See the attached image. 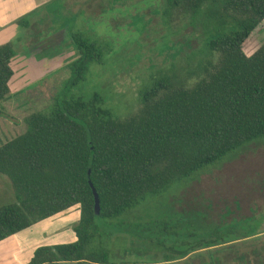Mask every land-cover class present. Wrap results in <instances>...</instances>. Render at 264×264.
<instances>
[{
  "label": "trees",
  "instance_id": "1",
  "mask_svg": "<svg viewBox=\"0 0 264 264\" xmlns=\"http://www.w3.org/2000/svg\"><path fill=\"white\" fill-rule=\"evenodd\" d=\"M166 2L165 16L172 8L182 10L193 35L201 30L195 35L198 48L184 54L186 60L200 55L196 69L186 68L187 76L197 77L193 83L189 77L176 78L172 63V75L158 71L140 87L138 111L119 116L103 90L78 88L91 65L104 64L110 43L70 30L78 57L68 64L63 89L48 111L30 113L24 131L0 144V174L10 180L15 196L0 206V241L79 205L76 240L38 246L24 264H131L115 260L108 246L124 230L139 241L151 236L160 247L162 258L150 263L208 251L222 253V258L227 253V262L264 264V232L260 222L249 225L253 216L227 221L223 216L220 222H208L205 216L198 231L182 237L178 219H119L173 183L192 179L245 145L264 140V42L253 51L252 45L243 46L264 20V0ZM29 16L17 23L29 26ZM165 46L173 50V59L182 53L174 44ZM15 54L10 43L0 44V103L9 96ZM88 180L99 196L98 214ZM242 220L248 228L239 229ZM246 244L251 251H240Z\"/></svg>",
  "mask_w": 264,
  "mask_h": 264
},
{
  "label": "rangeland",
  "instance_id": "2",
  "mask_svg": "<svg viewBox=\"0 0 264 264\" xmlns=\"http://www.w3.org/2000/svg\"><path fill=\"white\" fill-rule=\"evenodd\" d=\"M53 1L48 0L22 15H30L29 26L21 27L16 20L4 32V43H10L16 54L11 62L14 79L12 84L9 82L10 94L0 103V113L7 118L0 122V144L24 131V119L30 113L48 111L55 96L63 89L70 76L68 64L78 57L69 38L70 30L84 31L110 43L111 51L105 54L104 64L91 65L84 79L79 80L78 88L103 90L108 104L119 116L138 111L140 87L158 75V71L172 75V63L176 78L189 77L190 84L197 79L195 74L187 76L185 72L188 67L196 69L200 55L186 60L184 54L198 48L195 35L201 30L198 28L193 35L188 25L189 15L182 10L172 8L165 16L166 0ZM262 42L264 20L243 46L246 50L252 45L253 51ZM165 44H174L176 49H182V53L173 59L169 55L173 50H168ZM212 60H216V55ZM14 201L10 180L0 174V206ZM68 213L69 217L77 219L79 205L69 208ZM223 216L226 221L233 217L253 216L249 225L260 222L259 229L264 232V140L245 145L192 179L173 183L160 197L141 203L119 219L132 222L157 217L178 219L183 222L177 229L182 237L189 230L198 231L204 217L208 222H220ZM56 221V218L36 221L22 234L30 232L40 241L37 244H46L48 237L39 238L45 231L53 233L58 227ZM73 222L75 225V220ZM247 222L242 220L239 229L248 228ZM64 223L68 225V222ZM124 231L122 238H112L108 245L115 252V260L132 261L131 264H216L221 259L219 264H240L227 262V253L222 258V253L208 251L173 262L150 263L162 258L160 247L152 242L151 236L139 241ZM260 235L264 240V233ZM251 249L250 244L240 247L242 252Z\"/></svg>",
  "mask_w": 264,
  "mask_h": 264
},
{
  "label": "crops",
  "instance_id": "3",
  "mask_svg": "<svg viewBox=\"0 0 264 264\" xmlns=\"http://www.w3.org/2000/svg\"><path fill=\"white\" fill-rule=\"evenodd\" d=\"M19 1L18 0H0V44L4 43L6 39V37L4 36V32L10 24L15 22L17 18L22 16L23 14L28 13L32 11L33 9L43 4H46L48 2V0H23L22 2L21 0ZM12 79H14V73L9 80L11 84L13 81ZM9 82H8V86H9ZM10 90L11 88L9 86V94H10ZM6 119L7 118L5 117V115L0 113V122L1 120L6 121ZM68 212H69V209H67L65 212L63 211L53 217H50V219L56 218L58 220L55 223V224H58V227L55 228L53 233H51V231L50 232L45 231L41 235V238L39 239H43V238L46 239L48 237V239L46 240L48 242L46 244H37L40 241L36 240L33 237L34 235H32L30 232L26 234H22V231L25 229L1 240L0 241V264H24L30 260L31 256L33 255V251L38 246L54 245V244H59V243L72 242L76 240V236L73 231V226H74L73 220H75V224H76L78 221L79 213H77V219H72L71 217H69ZM60 215L61 216L63 215V216L60 217ZM43 220H46V219H43ZM64 222H68V225L67 226L64 225L66 224ZM30 227L26 229H29ZM46 228L47 227H44V229ZM46 230H48V228ZM55 264H78V263L59 262Z\"/></svg>",
  "mask_w": 264,
  "mask_h": 264
},
{
  "label": "water",
  "instance_id": "4",
  "mask_svg": "<svg viewBox=\"0 0 264 264\" xmlns=\"http://www.w3.org/2000/svg\"><path fill=\"white\" fill-rule=\"evenodd\" d=\"M88 183L91 187V191H92V194H93V198H94V211L96 214L99 213L100 211V200H99V196L95 190V188L93 187V184L90 182V180H88Z\"/></svg>",
  "mask_w": 264,
  "mask_h": 264
}]
</instances>
